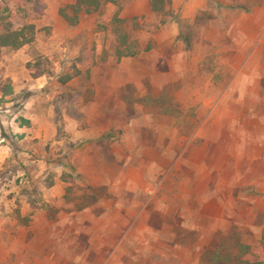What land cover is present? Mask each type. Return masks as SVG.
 <instances>
[{
    "label": "rangeland",
    "instance_id": "1",
    "mask_svg": "<svg viewBox=\"0 0 264 264\" xmlns=\"http://www.w3.org/2000/svg\"><path fill=\"white\" fill-rule=\"evenodd\" d=\"M46 1L0 0V33L36 26L33 42L0 46V193L101 201L97 219L114 224L61 231V264L264 261V0H164L158 11L152 0L105 2L58 27L65 41L50 39ZM74 4L62 7L70 17ZM110 56L116 77L126 69L133 81L100 103L114 115L85 116L88 134L73 142L63 113H92L81 97L94 101L90 79ZM38 73L48 86L29 90ZM27 114L30 139L16 132Z\"/></svg>",
    "mask_w": 264,
    "mask_h": 264
},
{
    "label": "crops",
    "instance_id": "2",
    "mask_svg": "<svg viewBox=\"0 0 264 264\" xmlns=\"http://www.w3.org/2000/svg\"><path fill=\"white\" fill-rule=\"evenodd\" d=\"M46 2L48 3L46 18H48L50 24L55 27L54 34L50 36V39L65 41L68 37L66 34L61 33L58 27L64 26L67 20L61 15L60 10L64 5L74 4L75 0H47ZM120 58L122 59L120 66H123V60L126 56ZM113 60L114 57L110 56L108 60L104 61L106 69H110L105 71L104 77H94L90 79L92 88L89 93L94 95V101L85 100L84 96L81 97L84 103H88V107H94L92 113L86 114L84 112L86 104H83L81 108L77 109L78 114L76 116L69 112L63 113L66 122V130L70 134L71 141L76 143L81 142L86 134H88V129L84 128L82 125V119L85 118V116L89 118H107L108 116H113L114 114L110 112L109 107H107L104 113H98L100 103L103 104L116 101L117 92L123 89L127 84L132 83V73L126 71V69H120V75H123L121 78L116 77L117 72L112 70L114 64ZM131 72H133V70H131ZM134 79H136L137 82L142 81V78ZM49 80L50 79L44 77L43 74L36 76L31 83H29V90H42L48 86ZM89 103L93 105H89ZM49 110L50 113L53 110L51 104ZM25 118H27L28 124L26 121V124L18 126V131L16 132H19L22 136L24 135L26 139L34 138L32 135L33 130L29 126V124L33 122V117L27 114ZM29 120L31 122H29ZM52 128L53 125L51 124L45 127V133H43L42 129L38 132L36 131L37 134L35 137L43 135L46 137V135L49 134V130H52ZM107 132L105 128H100L98 134L104 135ZM90 196H92L90 192L83 193L81 191L68 190H49L38 194L32 191L21 190L1 192L0 263L61 264L67 262L68 259L64 257V251L58 249V246L65 245L61 240V236H64L61 231H71L70 235H74V238H78L80 234L79 231L85 229H110L111 224H114L111 221L107 222L97 219L95 208L101 206V201H85V198L90 199ZM41 198H43V200H40ZM110 205V201L103 204L105 207ZM38 206L46 207L43 214L45 216L44 221L37 220L39 214L37 212ZM49 209H54L56 213L60 214L61 220H48ZM108 214L109 213L106 212V215ZM73 232L75 233L73 234ZM58 239H60V241H58Z\"/></svg>",
    "mask_w": 264,
    "mask_h": 264
},
{
    "label": "trees",
    "instance_id": "3",
    "mask_svg": "<svg viewBox=\"0 0 264 264\" xmlns=\"http://www.w3.org/2000/svg\"><path fill=\"white\" fill-rule=\"evenodd\" d=\"M120 0H77L76 4H74L73 11L75 13L74 17H70L67 12L62 8L60 10L62 16L70 23L76 24L78 22L77 14L81 10H85L86 12H90L92 9H98L105 2H113L117 3ZM164 0H152V7L154 10H159V2H163ZM44 7L43 4H40ZM116 19L122 21L123 19L116 17ZM35 24L30 23L29 25H25L21 29H12L10 26L6 27L5 30L0 33V46H9L13 48H19L25 44L31 43L34 40V32H35ZM26 29H29L31 35L26 33ZM33 34V35H32ZM118 56H126L128 54H124L123 51H118ZM40 73H38L39 75ZM37 76V75H36ZM239 264H264V261L261 259H240Z\"/></svg>",
    "mask_w": 264,
    "mask_h": 264
}]
</instances>
